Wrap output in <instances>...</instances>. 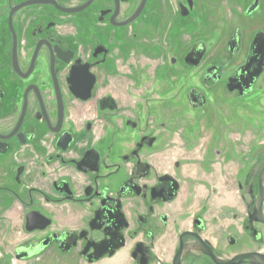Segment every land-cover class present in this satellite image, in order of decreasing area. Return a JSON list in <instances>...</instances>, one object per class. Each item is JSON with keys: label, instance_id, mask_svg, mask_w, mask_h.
Listing matches in <instances>:
<instances>
[{"label": "flooded vegetation", "instance_id": "obj_1", "mask_svg": "<svg viewBox=\"0 0 264 264\" xmlns=\"http://www.w3.org/2000/svg\"><path fill=\"white\" fill-rule=\"evenodd\" d=\"M263 103L264 0H0V264H264Z\"/></svg>", "mask_w": 264, "mask_h": 264}, {"label": "rangeland", "instance_id": "obj_2", "mask_svg": "<svg viewBox=\"0 0 264 264\" xmlns=\"http://www.w3.org/2000/svg\"><path fill=\"white\" fill-rule=\"evenodd\" d=\"M215 38H216V36H213L211 39L214 40ZM250 98H252V100H253L254 99V95L251 96ZM260 117H261L262 122H263L264 121V103L262 105V109H261V112H260ZM246 120H248V119H246Z\"/></svg>", "mask_w": 264, "mask_h": 264}, {"label": "water", "instance_id": "obj_3", "mask_svg": "<svg viewBox=\"0 0 264 264\" xmlns=\"http://www.w3.org/2000/svg\"><path fill=\"white\" fill-rule=\"evenodd\" d=\"M260 53L262 54V51Z\"/></svg>", "mask_w": 264, "mask_h": 264}]
</instances>
